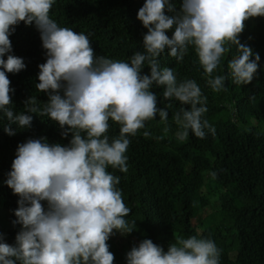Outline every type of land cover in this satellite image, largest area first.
Here are the masks:
<instances>
[{
  "label": "clouds",
  "instance_id": "9594fccd",
  "mask_svg": "<svg viewBox=\"0 0 264 264\" xmlns=\"http://www.w3.org/2000/svg\"><path fill=\"white\" fill-rule=\"evenodd\" d=\"M54 2L0 0V112L8 121L4 131L15 135L11 125L30 127L31 114H36L58 123L63 137L72 136L67 146L49 144L46 137L18 145L5 183L19 196L12 224L21 229L14 245L0 233V264H114L107 241L114 231L126 235L135 226L125 219L131 209L117 188L120 177L108 169L126 173L128 137L157 114L167 121L170 105L157 106L153 86L163 88L164 100L175 98L190 106L173 117L183 128L180 140L189 130L199 139L206 137L205 129L213 136L216 131L202 119L207 97L197 82L178 83L174 70L161 68L158 58L167 49L170 57L183 61L193 46L214 92L226 91L229 79L235 85L252 83L260 55L239 36L248 19L264 17V0H182L175 16L167 14L175 11L171 0H145L137 13L147 29L144 52H134L127 61L97 56L88 35L59 26L49 15ZM20 22L34 23L40 33L47 58L38 66L35 88L48 99L41 107L32 95L24 101V111L16 113L9 107L14 90L6 73L26 67L22 58L10 54L9 37ZM231 45L236 55L228 61L227 73L213 76ZM145 65L150 74H142ZM110 120L120 125L119 136L111 140ZM220 256L213 240L191 236L170 243L167 251L145 239L126 259L127 264H220Z\"/></svg>",
  "mask_w": 264,
  "mask_h": 264
},
{
  "label": "trees",
  "instance_id": "16d2710c",
  "mask_svg": "<svg viewBox=\"0 0 264 264\" xmlns=\"http://www.w3.org/2000/svg\"><path fill=\"white\" fill-rule=\"evenodd\" d=\"M171 2L175 11L167 14L175 16L182 0ZM144 3L145 0H55L49 15L59 26L88 35L97 56L127 61L134 52H144L143 35L147 29L137 19ZM172 34V30L167 32L169 37ZM9 39L10 54L22 58L26 65L19 73H6L14 90L9 107L16 113L24 111V101L32 95L42 107L48 95L35 88L39 83L38 66L47 58L40 33L34 23L20 22ZM239 39L259 53V69L248 85H235L229 79L226 91L214 92L207 85L208 77L193 46H189L183 61L170 57L167 49L158 58L161 68L174 70L178 83L188 79L197 82L207 97L208 111L202 119H207L216 131L213 136L205 129L206 137L199 139L189 130L188 137L180 140L176 133L183 128L173 117L181 108L190 106L175 98L164 100L163 88L153 86L157 106L170 105L167 121L157 114L135 136L128 137L126 173L108 169L120 177L117 188L131 209L125 219L135 226L126 235L114 231L107 241L114 264H127V253L145 239L167 251L170 243L191 236L213 240L221 250L220 264H264V128L250 125L251 120L264 124V17L248 19ZM230 48L213 76L227 73L228 61L236 55V46ZM142 74H150L147 65ZM31 115L30 127L12 124L15 135L9 136L4 131L8 121L0 112V233L10 245L15 244L21 229L12 224L19 196L5 181L18 145L46 137L49 144L67 146L72 138L71 133L63 137L58 123L48 117ZM109 124L107 135L111 140L119 136L120 125L111 120ZM145 131L150 135L145 137ZM203 171L211 175L206 182ZM41 203L47 210V202ZM204 209L207 213L201 219L198 212ZM2 211L7 212L6 224Z\"/></svg>",
  "mask_w": 264,
  "mask_h": 264
},
{
  "label": "rangeland",
  "instance_id": "374dc122",
  "mask_svg": "<svg viewBox=\"0 0 264 264\" xmlns=\"http://www.w3.org/2000/svg\"><path fill=\"white\" fill-rule=\"evenodd\" d=\"M250 125L254 126L255 128H258L259 130L264 128V124H262V123L258 124L255 120H251ZM178 133H180V132H177L176 134L178 135ZM202 176H203V182H206L211 178V175L208 171H203ZM6 213H7L6 211L1 212V214L3 215V219H4L5 224H6ZM206 213H207V209H204V210L198 212V215H199V217H201V219H203V216ZM192 223H195V219H192Z\"/></svg>",
  "mask_w": 264,
  "mask_h": 264
}]
</instances>
